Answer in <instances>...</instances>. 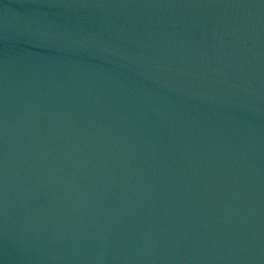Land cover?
<instances>
[{"label":"water","instance_id":"obj_1","mask_svg":"<svg viewBox=\"0 0 264 264\" xmlns=\"http://www.w3.org/2000/svg\"><path fill=\"white\" fill-rule=\"evenodd\" d=\"M0 264H264V0H0Z\"/></svg>","mask_w":264,"mask_h":264}]
</instances>
